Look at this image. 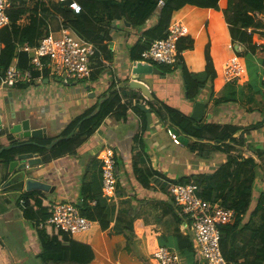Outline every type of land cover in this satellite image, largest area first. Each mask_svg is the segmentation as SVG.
<instances>
[{
  "label": "crops",
  "instance_id": "crops-1",
  "mask_svg": "<svg viewBox=\"0 0 264 264\" xmlns=\"http://www.w3.org/2000/svg\"><path fill=\"white\" fill-rule=\"evenodd\" d=\"M226 6L227 0H221L219 11L186 6L173 15L172 21H180L185 27V37L194 40L193 50L181 54L188 72L199 75L205 71L207 50L216 71L213 90L209 80L194 102L187 98L181 68L164 74L154 65L158 73L139 78L151 92L152 100H148L140 90L130 87L135 63L130 58V52L140 34L124 20H115L110 27H106L109 36L99 45L100 53L92 60L90 81L64 85L46 69L42 73L34 72L31 81L19 82L14 88L0 87L3 121L12 109L18 120L30 121L33 129H46L44 140L17 139L8 131L0 132V153L9 146L8 138L21 146H43L40 141L51 140L50 145L43 146L50 149L63 139L61 135L72 120L101 104L110 93L117 92L122 97L120 105L126 110L121 108L109 115L75 155L49 163L39 155L41 164L29 169L31 177L55 187L52 194L42 192L52 203L70 201L78 204L81 185L92 182L95 177L98 181L101 179L98 153L105 147L115 151L117 191L113 195L103 196L108 204L110 225L97 237L98 243L93 246L97 256L91 264H158L154 255L159 248L168 247L179 253V237L186 236L187 232L169 194L168 185L192 175L212 174L227 162V151L212 152L208 159H203L198 152L187 149L181 140L176 143L168 132L176 134L175 129L166 118L150 111L148 101L155 98L160 104L194 117L203 124L248 128L264 120V97L248 87L249 75L246 73L242 82L234 84L225 80V65L234 56L231 51L234 54L245 51V47L232 42L223 15ZM27 16L19 21L21 27L29 24ZM155 24L156 18H153L145 29ZM248 31L253 32L254 44L263 47L264 30ZM256 60L264 82L262 50L257 51ZM18 65L19 59L16 58L12 66ZM231 88H234L235 95L230 92ZM132 91L138 99L129 101L125 95ZM218 100L220 104L216 103ZM198 104V109H195ZM138 105H143L145 109L138 108ZM138 109L145 115L138 113ZM241 135L239 133L235 137L239 139ZM242 139L264 148V128L246 132ZM233 155L248 157L243 147H237ZM8 166L0 164V181L7 173ZM147 169L159 174L149 176L150 188L144 187L140 180L143 179L141 172ZM258 180L256 188L263 189L260 187L261 183L264 185L263 175ZM23 194L26 192L0 196V264H74L63 261L61 255L44 252L41 239L51 242L53 234L42 233L41 223L37 224L36 220L26 216L20 204ZM94 225L98 226V223ZM83 240L87 242L88 238Z\"/></svg>",
  "mask_w": 264,
  "mask_h": 264
},
{
  "label": "trees",
  "instance_id": "trees-1",
  "mask_svg": "<svg viewBox=\"0 0 264 264\" xmlns=\"http://www.w3.org/2000/svg\"><path fill=\"white\" fill-rule=\"evenodd\" d=\"M82 12L75 14L69 9V3H44L40 0H20L14 2L7 15L10 26L0 29V84L4 80L7 70L13 65L16 58L19 59L18 68H29V55L17 52L18 46L29 44L35 47L40 40L50 31L49 21L54 19L61 26L73 31L78 37L95 44L100 50L101 44L107 40L109 33L107 26H111L115 20L123 21L139 31L138 41L130 52L133 62L142 61L141 55L152 43L163 39L167 35L168 27L172 22L175 12L186 6L204 9L220 10L221 0H75ZM31 5V8L28 7ZM30 15L29 24L21 27L18 23L24 17ZM226 23L229 26L233 44L245 47L244 53L239 55L244 59L246 71L249 75L248 87L263 94L264 82L260 77V68L256 60L258 50H264L253 42V32L248 30H264V0H227V6L223 10ZM156 18V24L145 29L147 23ZM105 24L106 26H100ZM106 30V36L103 34ZM45 31V32H44ZM194 40L191 37H183L178 42V50L182 54L193 50ZM206 69L202 74L194 75L185 68L182 58L178 68H181L182 76L187 87V98L194 102L200 96L202 89L209 80L216 79V71L206 51ZM164 74L173 70L168 66L155 65ZM48 72V71H46ZM35 76L37 74H34ZM234 84V83H229ZM113 86L111 89H113ZM235 95V91L232 92ZM129 101L138 99L132 93ZM264 97V94L262 95ZM226 98H232L227 96ZM216 103L220 104L218 100ZM122 97L119 93H110L101 104L88 109L83 115L72 120L62 133L63 139L52 148L43 147L50 145L51 140L40 141L39 145H25L9 139V146L0 153V164L8 166L17 156L22 154H38L44 157L47 163L68 155H75L77 150L90 139L104 123L106 118L118 111L126 110L121 107ZM150 111L161 118H166L172 126L177 137L192 152H198L201 158L208 159L212 152L227 151V162L221 165L212 174H197L182 178L175 184H194L199 188V196L209 202H220L223 206L235 210L233 221L220 228L221 249L224 257L231 263L264 264V190L256 188V182L260 175L264 177V148L249 144L243 138V134L252 130L264 128V120L258 124L242 128L233 125L203 124L197 119L184 115L182 112L160 104L157 99L148 101ZM138 113L145 112L137 110ZM242 133L238 139L235 135ZM194 141V142H192ZM137 142V140H136ZM237 147L245 148L248 157L233 155ZM260 170V172H259ZM101 176V170L100 174ZM140 178L146 188H150L149 176H158L154 171L141 172ZM145 175V176H144ZM174 184V183H173ZM170 185H168L169 189ZM256 195L258 197L255 199ZM25 202L23 207L28 218L36 220L37 224L46 221L53 210L54 203L42 192H31L21 197ZM92 202H96L92 205ZM82 216L94 223L88 232L69 236L64 232L45 225L42 233L53 234L52 241L48 243L41 239L44 252L61 255L63 261L74 264H91L97 252L93 249L98 243L97 237L109 228L108 204L103 198L101 179L94 178L92 182L83 183L80 190V199L77 204ZM258 219V221H256ZM182 221V220H181ZM83 238H88L87 242ZM178 249L181 264H197L190 237L180 236ZM60 259V260H61Z\"/></svg>",
  "mask_w": 264,
  "mask_h": 264
},
{
  "label": "built area",
  "instance_id": "built-area-1",
  "mask_svg": "<svg viewBox=\"0 0 264 264\" xmlns=\"http://www.w3.org/2000/svg\"><path fill=\"white\" fill-rule=\"evenodd\" d=\"M20 0H0V29L10 26L7 11L14 2ZM44 3H69V9L75 14L82 12L81 5L75 0H40ZM186 36V29L180 21H172L167 35L158 39L142 53V63L168 66L177 70L181 53L178 42ZM233 49V47H230ZM17 52L29 55V68L21 70L11 66L0 84V87L14 88L19 82H29L33 73H42L46 69L64 85L83 83L91 80L93 69L92 60L99 55L98 46L90 43L66 27L61 26L57 32H49L35 47L29 44L18 46ZM246 65L244 59L235 54L225 65L224 77L226 82H242L245 77ZM169 135L179 143V138L172 131ZM101 170L103 196L113 195L117 191L118 178L116 174L117 156L112 148L105 147L98 153ZM169 194L174 201L182 223L190 237L193 249L197 254V264H242L226 260L221 249L222 226L230 224L235 217V210L223 206L220 202H209L199 196V188L190 184H171ZM22 207L24 200L20 201ZM96 202H92L95 205ZM54 227L69 236L88 232L94 222L81 215L76 203L66 201L54 204L50 217L41 222ZM158 264H181L180 254L168 247H161L154 255Z\"/></svg>",
  "mask_w": 264,
  "mask_h": 264
},
{
  "label": "water",
  "instance_id": "water-1",
  "mask_svg": "<svg viewBox=\"0 0 264 264\" xmlns=\"http://www.w3.org/2000/svg\"><path fill=\"white\" fill-rule=\"evenodd\" d=\"M153 73H158L154 65L142 62H135L133 64V80L130 83V87L140 90L148 100H152L151 92L146 85L139 81V78L141 76L152 75ZM197 106H199V104L195 106V109H198ZM138 108L145 109L143 105H138ZM191 118L196 119L194 117ZM2 131H8L9 134L14 135L17 139H46V129H33L30 125V121L26 119L18 120L16 113H14L12 109L8 116L5 117L4 121L0 113V132ZM41 162L38 154L28 153L17 156L9 164L7 173L3 180L0 181V196L11 192L22 191L26 193L41 191L52 194L55 191L54 186L34 179L29 173V169L40 165Z\"/></svg>",
  "mask_w": 264,
  "mask_h": 264
},
{
  "label": "rangeland",
  "instance_id": "rangeland-1",
  "mask_svg": "<svg viewBox=\"0 0 264 264\" xmlns=\"http://www.w3.org/2000/svg\"><path fill=\"white\" fill-rule=\"evenodd\" d=\"M28 7H30L31 8V5L30 4H28ZM30 15L31 14H28V16H27V19H30ZM59 28V22L58 21H56V20H54V19H51L50 21H49V26H48V30L47 29H44L45 31H56L57 29ZM44 31V32H45ZM104 32H103V34L106 36V30H103ZM261 50V49H260ZM263 52H264V50H262ZM232 53H233V55H235V54H237V52L234 54V51H231ZM241 53H244V50H243V52H241ZM234 91V88H231L230 89V92L232 93ZM264 94V93H263ZM262 94V95H263ZM260 148H262L261 146H259ZM200 157V156H199ZM201 158V157H200ZM258 182H256V187H257V183H259V180H257ZM262 185V186H261ZM261 185H260V187L261 188H263V190H264V185L261 183ZM259 189V188H258ZM256 221H258V219L256 220Z\"/></svg>",
  "mask_w": 264,
  "mask_h": 264
},
{
  "label": "clouds",
  "instance_id": "clouds-1",
  "mask_svg": "<svg viewBox=\"0 0 264 264\" xmlns=\"http://www.w3.org/2000/svg\"><path fill=\"white\" fill-rule=\"evenodd\" d=\"M140 62V61H139Z\"/></svg>",
  "mask_w": 264,
  "mask_h": 264
}]
</instances>
